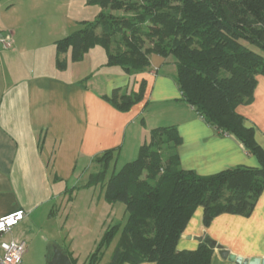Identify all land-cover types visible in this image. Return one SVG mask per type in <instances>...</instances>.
<instances>
[{
    "label": "trees",
    "instance_id": "trees-1",
    "mask_svg": "<svg viewBox=\"0 0 264 264\" xmlns=\"http://www.w3.org/2000/svg\"><path fill=\"white\" fill-rule=\"evenodd\" d=\"M102 8L95 23L56 42V66L80 62L97 47L107 66L130 76L151 67L153 55L174 57L182 100L219 132L235 136L254 155L259 168L238 167L201 177L180 167L176 127L151 131L138 157L113 171L105 183L110 204L125 205L127 221L108 264H211L213 250H179L178 243L198 208L208 227L224 214L249 217L264 190V151L253 128L236 112L251 104L264 75V0H90ZM138 92L115 90L107 101L128 112L143 100ZM117 156V157H116ZM118 158L106 151L93 162L102 166L90 183H100ZM119 227L106 230L86 264H99ZM73 264L75 261L69 255Z\"/></svg>",
    "mask_w": 264,
    "mask_h": 264
},
{
    "label": "crops",
    "instance_id": "crops-1",
    "mask_svg": "<svg viewBox=\"0 0 264 264\" xmlns=\"http://www.w3.org/2000/svg\"><path fill=\"white\" fill-rule=\"evenodd\" d=\"M32 9L30 0H0V34L11 33L14 40L12 49L0 48V217L26 212L9 238L27 245L23 236L64 188L55 185L54 177L66 179L77 163L87 167L106 151L134 158L148 141L149 130L156 128L176 127L182 139L177 155L185 171L209 177L238 167H260L235 136L208 125L182 100L175 61L153 55L148 71L130 77L116 66L107 67L104 54L95 48L85 57L99 56L101 64L92 60L87 75L97 77L101 71L105 75L94 88L79 85L70 56L67 69H57L53 32L46 22L38 23L39 14ZM142 83L143 100L128 112L107 101L115 90L138 92ZM149 108L154 112L151 119L146 114ZM236 112L246 127L254 129L264 151V75L258 77L252 103L239 105ZM203 217L198 208L179 250H196L200 245L196 238L206 236L242 258L264 259V190L249 217L224 214L208 227ZM48 252L46 264L53 255ZM25 258L23 264H34ZM211 264L234 263L214 250Z\"/></svg>",
    "mask_w": 264,
    "mask_h": 264
},
{
    "label": "rangeland",
    "instance_id": "rangeland-1",
    "mask_svg": "<svg viewBox=\"0 0 264 264\" xmlns=\"http://www.w3.org/2000/svg\"><path fill=\"white\" fill-rule=\"evenodd\" d=\"M89 1L30 0L33 5L32 10L39 14L38 23L42 25L46 22L53 32L51 37L55 47L56 42L83 28L85 23L97 22L98 16L103 10L97 5H90ZM46 15L50 20L47 19ZM95 52L104 54L107 60L104 49L97 47ZM67 56L69 57L70 54H67ZM91 56H84L88 59L83 58L80 62L75 63L73 74L75 78H80L79 85L94 88L95 82L100 84L101 76H104L105 73L101 71L97 77L87 75L89 70L92 69V60L101 64L99 56H95V58ZM170 59L174 61V57L171 56ZM118 68L116 70H122V68ZM152 109L149 108L146 113H149V119L154 113ZM137 126L139 127L140 124ZM150 136L151 132L149 130L148 141ZM137 157L138 154L129 159L124 154L117 159L115 158L110 163L103 181L97 184L90 183L91 177L102 171V166L95 162H91L87 167L85 166L86 168L84 163H77L73 175L66 179L57 180L54 177L53 180L57 181L55 185L62 184L64 188L61 194L57 192V199H54L53 204L42 209L40 219H37L27 235L23 236L27 242L25 260H30L34 264H46L48 251L51 250V253H53L55 249H60L65 251L68 256L70 255L75 264H86L102 241L106 230L118 226V233L108 247L105 248L102 260L99 263L108 264L118 246L122 229L127 221V215L124 204H110L106 201L104 185L113 171H118L126 163L134 161Z\"/></svg>",
    "mask_w": 264,
    "mask_h": 264
},
{
    "label": "built area",
    "instance_id": "built-area-1",
    "mask_svg": "<svg viewBox=\"0 0 264 264\" xmlns=\"http://www.w3.org/2000/svg\"><path fill=\"white\" fill-rule=\"evenodd\" d=\"M14 46L13 35L0 34V48L10 50ZM26 212L18 210L6 216L0 217V264H23V258L27 251L24 241L9 238L13 230L24 220Z\"/></svg>",
    "mask_w": 264,
    "mask_h": 264
},
{
    "label": "water",
    "instance_id": "water-1",
    "mask_svg": "<svg viewBox=\"0 0 264 264\" xmlns=\"http://www.w3.org/2000/svg\"><path fill=\"white\" fill-rule=\"evenodd\" d=\"M196 240L206 244L211 250H218L219 256L223 260H228L234 264H264V259H245L231 253L228 249L218 246V244L206 236L197 237ZM47 264H73L70 257L62 250L55 249L51 259Z\"/></svg>",
    "mask_w": 264,
    "mask_h": 264
},
{
    "label": "snow or ice",
    "instance_id": "snow-or-ice-1",
    "mask_svg": "<svg viewBox=\"0 0 264 264\" xmlns=\"http://www.w3.org/2000/svg\"><path fill=\"white\" fill-rule=\"evenodd\" d=\"M0 227H2V225H0Z\"/></svg>",
    "mask_w": 264,
    "mask_h": 264
}]
</instances>
